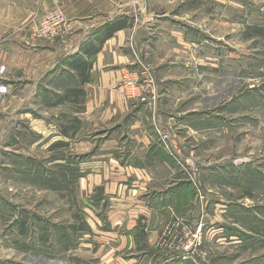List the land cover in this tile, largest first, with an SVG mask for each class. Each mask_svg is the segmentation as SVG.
I'll list each match as a JSON object with an SVG mask.
<instances>
[{
    "label": "crops",
    "instance_id": "1",
    "mask_svg": "<svg viewBox=\"0 0 264 264\" xmlns=\"http://www.w3.org/2000/svg\"><path fill=\"white\" fill-rule=\"evenodd\" d=\"M175 1L0 0V67H6L2 80L10 87L8 95L0 96V140L6 141L0 146V173L22 176L26 171L23 152L10 148L14 140L27 139V126L41 148L45 135L67 136L73 156L80 158L79 170L85 173L82 187L91 194L102 190L99 198L89 196L85 201L90 204L84 216L95 227L89 224L93 237L99 236L101 248L115 245L116 252L148 253V264H196L201 257L183 250V245L179 248V243L196 235V224L211 219L209 214H218L221 208L210 199L195 200L191 185L180 178V165L161 142L152 114L121 87L125 74L141 71L139 62H152L162 115L173 84L171 68L163 63L180 59L200 42L195 24L185 22L183 15H171ZM55 10L63 12L64 34L40 35V21ZM119 21L127 26L102 45L88 82H82L67 63L107 24ZM61 108L68 109V115ZM3 122L17 127H4ZM79 124L76 133L73 126ZM98 130L110 133L100 136L93 152L91 137ZM171 144L185 163L176 142ZM1 204L4 200H0L3 213ZM172 220L179 221L176 236L169 247L160 248L158 242ZM223 230V226L212 229L214 235ZM202 233L204 237V229ZM214 258L213 264H222L220 257Z\"/></svg>",
    "mask_w": 264,
    "mask_h": 264
},
{
    "label": "rangeland",
    "instance_id": "2",
    "mask_svg": "<svg viewBox=\"0 0 264 264\" xmlns=\"http://www.w3.org/2000/svg\"><path fill=\"white\" fill-rule=\"evenodd\" d=\"M174 5L171 15L195 24L200 42L180 59L163 63L171 68L173 84L162 115L158 105L157 123L181 152L189 172L180 166L177 170L195 200L221 204L218 214L214 211L211 219L206 216L208 220L196 224L204 245L189 253L203 260L196 264H213L216 255L222 264H264V0H177ZM73 127L77 133L82 125ZM24 132L27 139L14 140L10 149L23 152L26 171L22 176L0 173L5 206L0 213V264H148V253L116 252L115 245L101 248L99 236L93 237L85 201L99 198L102 190L91 194L83 188L85 173L67 136L45 135L41 148L29 126ZM107 133L92 134L93 152ZM192 173L199 189L190 180ZM178 222L168 224L165 230L170 226L171 231L163 245L161 236L158 247L173 243L172 226ZM215 226H223V232L214 235ZM206 243L218 249H207Z\"/></svg>",
    "mask_w": 264,
    "mask_h": 264
},
{
    "label": "built area",
    "instance_id": "3",
    "mask_svg": "<svg viewBox=\"0 0 264 264\" xmlns=\"http://www.w3.org/2000/svg\"><path fill=\"white\" fill-rule=\"evenodd\" d=\"M64 15L60 10L52 11L46 14L40 21L39 34L48 37H60L64 34ZM141 71L137 73L129 72L125 74L121 82V87L126 91L129 98L137 100L139 103L145 105L146 109L152 114L153 122L155 124L156 132L159 134L161 142L164 147L169 151L173 160L184 169V172L188 173L185 163H182L181 156L173 151L172 137L167 131L160 127L156 119L158 93L156 90V80L153 65L147 62H139ZM6 73V67H0V96H6L10 93V87L3 82V77ZM197 171V170H196ZM190 175L191 182L199 189L198 182L195 174ZM174 229V226H172ZM171 231L169 226L162 235L160 245H163L166 237ZM203 246L202 234L200 231L196 235L186 239L183 250L190 252L195 248H201Z\"/></svg>",
    "mask_w": 264,
    "mask_h": 264
},
{
    "label": "trees",
    "instance_id": "4",
    "mask_svg": "<svg viewBox=\"0 0 264 264\" xmlns=\"http://www.w3.org/2000/svg\"><path fill=\"white\" fill-rule=\"evenodd\" d=\"M126 26V23L123 21L107 24L102 30L103 32L99 34L95 41L81 49V53L75 55L71 59V62L67 63L69 68L79 74L82 82H88L87 74L93 68V59L100 52L102 45L108 39L112 38L117 31L125 28ZM66 131L67 130L64 132L66 133Z\"/></svg>",
    "mask_w": 264,
    "mask_h": 264
}]
</instances>
